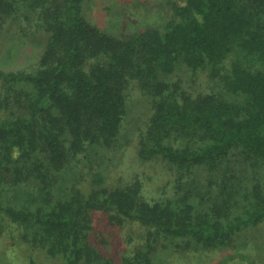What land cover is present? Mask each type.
<instances>
[{"label":"trees","instance_id":"obj_1","mask_svg":"<svg viewBox=\"0 0 264 264\" xmlns=\"http://www.w3.org/2000/svg\"><path fill=\"white\" fill-rule=\"evenodd\" d=\"M163 1L170 19L116 35L83 0H0L46 43L33 72L0 69V232L36 250L23 264L264 261V0ZM126 132L170 196L111 183ZM136 226L133 252L106 237Z\"/></svg>","mask_w":264,"mask_h":264},{"label":"rangeland","instance_id":"obj_2","mask_svg":"<svg viewBox=\"0 0 264 264\" xmlns=\"http://www.w3.org/2000/svg\"><path fill=\"white\" fill-rule=\"evenodd\" d=\"M82 11L91 24L116 35H126L141 30L144 26L160 24L170 19L172 15L170 7L163 0H83ZM45 44L43 34L37 26L35 28L29 25L24 19L0 24V69L33 72L42 56ZM124 134L126 138L122 145L112 151L111 175L109 174L111 183L118 184L119 181H123L126 184L140 180L143 194L148 200H161L166 193H168L167 197L170 196L173 183L167 176L169 174L167 170L159 164L141 161L135 153L134 136H131V132ZM106 228L107 226H102L100 229ZM143 232H145L143 228L136 226L110 231L106 237L112 241L116 240L122 249L133 252L139 240L138 235ZM2 233L0 264H23L29 255H34L36 258V250H32L24 243L19 230L10 231L5 226ZM129 239H132L131 244L128 243ZM224 255L220 264H264L260 258L258 261L255 258L251 262L248 254L242 252L235 253V256ZM174 262L187 264L186 259H182V262Z\"/></svg>","mask_w":264,"mask_h":264}]
</instances>
